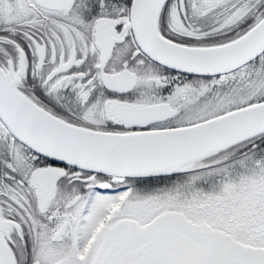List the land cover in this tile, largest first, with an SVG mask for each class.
<instances>
[{
    "label": "flooded vegetation",
    "instance_id": "1",
    "mask_svg": "<svg viewBox=\"0 0 264 264\" xmlns=\"http://www.w3.org/2000/svg\"><path fill=\"white\" fill-rule=\"evenodd\" d=\"M131 5L132 0H0V68L17 78L15 90L44 113L98 131L184 127L264 101V52L215 75L166 67L137 43ZM263 17L264 0H166L155 24L170 43L212 48L241 37ZM0 133L24 155L0 164V221L7 225L3 239L14 264H208L216 236H194L186 224L223 230L176 202L161 206V179L241 156L247 159L233 179H246L247 171L264 165V133L146 177L52 160L14 138L1 119ZM222 175L218 171L211 182L217 192ZM238 230H230L234 238Z\"/></svg>",
    "mask_w": 264,
    "mask_h": 264
},
{
    "label": "water",
    "instance_id": "2",
    "mask_svg": "<svg viewBox=\"0 0 264 264\" xmlns=\"http://www.w3.org/2000/svg\"><path fill=\"white\" fill-rule=\"evenodd\" d=\"M166 0H132L136 41L152 60L175 70L215 75L234 70L264 52V17L247 33L212 48H187L164 40L156 17ZM146 16V18H144ZM0 68V119L28 148L52 160L87 171L122 177H146L227 149L264 133V101L189 126L117 133L74 126L44 113L24 99ZM194 236H216L208 264H264V247L243 243L231 233L186 224ZM0 221V264H14Z\"/></svg>",
    "mask_w": 264,
    "mask_h": 264
},
{
    "label": "rangeland",
    "instance_id": "3",
    "mask_svg": "<svg viewBox=\"0 0 264 264\" xmlns=\"http://www.w3.org/2000/svg\"><path fill=\"white\" fill-rule=\"evenodd\" d=\"M260 64V63H258ZM264 83V79L261 80ZM260 84L257 81L256 87ZM244 101L241 98L240 102ZM227 106V105H226ZM22 155L16 148H12L0 133V164L2 161L19 160ZM245 157L236 160L225 161L224 163L213 166L208 169H198L192 173H182L167 179H161L160 189L163 194L157 196V202L161 206L174 205L184 207L197 217L209 224L221 228L222 233H230V230L237 227V240L243 243L258 245L264 247V165L256 168L255 172L250 174L251 170L245 176L254 177L250 182L249 177L233 179L234 171L241 172V165ZM205 168V167H204ZM220 171L224 180L221 189L217 192L214 188L213 180L216 173ZM170 181V182H169ZM206 181V182H205ZM163 182V183H162ZM172 184L176 186V193ZM158 187V186H156ZM158 190V189H157ZM185 190V192H183ZM262 191V195L258 192ZM212 193H215L212 195ZM260 193V194H261ZM208 205L204 207V204ZM262 203V209H259ZM197 205V206H196ZM202 205L205 209L200 210L198 206ZM255 209L259 212L255 213ZM91 213L88 216L90 220ZM225 228V229H224Z\"/></svg>",
    "mask_w": 264,
    "mask_h": 264
}]
</instances>
